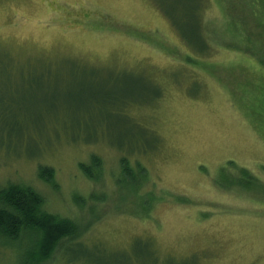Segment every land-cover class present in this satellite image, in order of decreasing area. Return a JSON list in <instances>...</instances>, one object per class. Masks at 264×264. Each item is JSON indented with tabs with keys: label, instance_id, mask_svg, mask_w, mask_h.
I'll list each match as a JSON object with an SVG mask.
<instances>
[{
	"label": "rangeland",
	"instance_id": "1",
	"mask_svg": "<svg viewBox=\"0 0 264 264\" xmlns=\"http://www.w3.org/2000/svg\"><path fill=\"white\" fill-rule=\"evenodd\" d=\"M193 1L0 0V187L77 227L30 264H264V0Z\"/></svg>",
	"mask_w": 264,
	"mask_h": 264
},
{
	"label": "trees",
	"instance_id": "2",
	"mask_svg": "<svg viewBox=\"0 0 264 264\" xmlns=\"http://www.w3.org/2000/svg\"><path fill=\"white\" fill-rule=\"evenodd\" d=\"M203 2L204 0H194L192 3L187 4L186 13L194 14V16L196 14L199 22ZM159 4L161 7L163 6V2H159ZM197 25L199 28L200 23H197ZM198 40L202 43L194 44L193 50L203 54L204 52L200 50H208V48L203 42L204 39L201 41V38H198ZM9 61H11L10 58ZM67 61L79 62L75 59H67ZM129 106L126 105V107ZM90 159L89 166H81L87 175H89L90 168L96 162L95 158L91 157ZM123 160L124 158L120 161ZM39 176L48 179L52 176V170L47 167H40ZM43 206L42 195L28 185L8 183L0 187V240L6 242L20 239L23 241L24 239L27 241L29 244L27 264L47 259L60 240L74 236L77 231L76 224L73 221L49 213Z\"/></svg>",
	"mask_w": 264,
	"mask_h": 264
}]
</instances>
